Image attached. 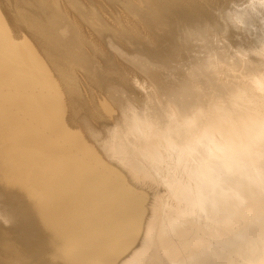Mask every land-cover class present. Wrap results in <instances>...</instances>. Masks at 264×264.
Instances as JSON below:
<instances>
[{"label": "bare ground", "instance_id": "6f19581e", "mask_svg": "<svg viewBox=\"0 0 264 264\" xmlns=\"http://www.w3.org/2000/svg\"><path fill=\"white\" fill-rule=\"evenodd\" d=\"M0 264H264V0H0Z\"/></svg>", "mask_w": 264, "mask_h": 264}]
</instances>
